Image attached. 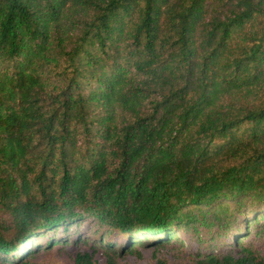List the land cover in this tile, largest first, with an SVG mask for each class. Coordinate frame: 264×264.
Returning <instances> with one entry per match:
<instances>
[{
  "label": "trees",
  "instance_id": "obj_1",
  "mask_svg": "<svg viewBox=\"0 0 264 264\" xmlns=\"http://www.w3.org/2000/svg\"><path fill=\"white\" fill-rule=\"evenodd\" d=\"M180 231L264 264V0H0V264Z\"/></svg>",
  "mask_w": 264,
  "mask_h": 264
},
{
  "label": "rangeland",
  "instance_id": "obj_2",
  "mask_svg": "<svg viewBox=\"0 0 264 264\" xmlns=\"http://www.w3.org/2000/svg\"><path fill=\"white\" fill-rule=\"evenodd\" d=\"M107 228V227H106ZM105 228V230H107ZM178 238L182 240V245L174 244V246L156 247L145 245L143 247L139 246L138 250L132 254H125L115 258L116 264H156L157 260H166L172 264H192L193 256L190 251H197L198 246L191 245L189 236L183 231L176 233ZM90 238V244H95L94 258L99 263H104L106 260V253L104 250V245L111 243L112 239H121L122 235L115 234L111 231H101L95 234L89 233L87 235ZM94 237V241L93 238ZM190 241V242H189ZM99 243L103 246L99 247ZM113 247H118L119 241L113 240ZM207 246V245H206ZM83 247V244L81 245ZM255 249L256 246H253ZM259 251L264 253V247L257 248ZM74 250L69 247L66 249H50V250H40L35 252L27 258V264H75L74 263Z\"/></svg>",
  "mask_w": 264,
  "mask_h": 264
}]
</instances>
